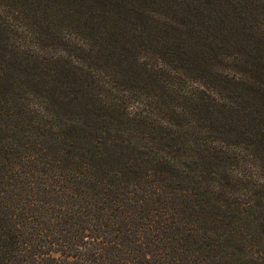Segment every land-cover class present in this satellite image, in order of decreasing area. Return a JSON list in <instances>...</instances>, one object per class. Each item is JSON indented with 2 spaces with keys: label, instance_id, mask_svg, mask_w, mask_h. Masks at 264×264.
<instances>
[{
  "label": "trees",
  "instance_id": "1",
  "mask_svg": "<svg viewBox=\"0 0 264 264\" xmlns=\"http://www.w3.org/2000/svg\"><path fill=\"white\" fill-rule=\"evenodd\" d=\"M75 1L0 10V264H264V74L249 71L258 81L213 68V56L197 52L215 33L208 32L206 10L197 8L191 24L164 30L175 34L162 53L183 73L134 60L105 84L82 67L88 54L61 53L80 42L66 31L83 14ZM125 21L114 25L119 40L127 34ZM80 23L84 15L76 26L94 40L91 25ZM244 25L248 33L264 22ZM262 36L264 30L256 32ZM46 42L51 46L42 54ZM244 48L257 51L256 64L264 55L254 45ZM95 53L107 56L100 48ZM201 72L234 95L235 86L250 96L251 127L242 130L228 97L215 104L205 85H197L199 99L180 88L186 75ZM146 86L186 92L194 111L168 120ZM234 129L251 164L241 149L235 157L230 145L216 142ZM232 161L240 172L229 168ZM247 173L253 182L246 186L240 180ZM239 184L246 189L242 199L234 194Z\"/></svg>",
  "mask_w": 264,
  "mask_h": 264
},
{
  "label": "rangeland",
  "instance_id": "2",
  "mask_svg": "<svg viewBox=\"0 0 264 264\" xmlns=\"http://www.w3.org/2000/svg\"><path fill=\"white\" fill-rule=\"evenodd\" d=\"M212 1L213 0H108L106 3L101 4L99 0H91L88 6L85 3L81 6L82 2L76 0L74 3L78 8L82 7L83 14L78 12V17H75V26L72 27L70 25L66 31L70 34L77 35L75 40L78 38L77 41L85 42L86 44L82 45L80 42H76L74 43V47L67 45L61 50V53L65 50L69 53V56L71 54L74 57L76 56L75 54L79 52L88 54L91 58L89 60L87 56V58L83 59L82 61L85 62V65L83 64L82 67L87 68L89 65L90 69L94 70L93 76L100 77L105 84L109 81L108 75H112L115 71L123 72L124 70H130L132 61L133 63L138 61L151 67L157 65L164 72L172 71L177 75L179 72L183 73L185 70L181 69V67H177L172 59L166 58L164 53H162V51L166 49V43L169 42V38L173 37L175 32L171 28L169 29L170 32L164 30L167 24L171 25V27L187 26L191 24L192 16L195 15H191L192 11L197 8H203L206 10L211 20L208 27H213V30L212 28H208V32L213 31L215 33L212 34V38L209 40H207L208 37H205L202 45L197 47V52L201 53L205 51L209 56H213L209 62L213 68L230 70V74L253 76L255 80L260 81V76L251 74L249 71L255 70L256 73L260 71V75L263 76L264 55L256 64V58L259 57L257 51L255 50L251 55L252 50L245 49L244 47L249 46L250 49V47L254 45L258 49H264V36L256 37V32L260 34V31L264 30L262 29L264 26L260 25L264 22L262 18L264 17V0H218L215 2L214 6ZM39 2L40 0H31L29 1V5H23L18 0H0V10L12 11L13 13L23 11L24 9L22 7L34 10L38 8ZM58 6L60 5L58 4ZM85 6L87 7L84 10L83 7ZM55 7L56 4L54 3L52 9H55ZM71 8L76 9V6H71ZM46 10L50 9L46 8ZM83 15L86 18V23H80L79 26L90 24L92 28H89L95 35L94 40L90 32L86 34L87 29L81 30L76 26ZM186 16L189 17V19L186 18ZM123 18L126 20L127 34L119 40L117 36L119 32L114 25L121 24L120 20L123 22ZM20 21L24 25L25 22H28L24 21V19ZM94 23L96 24L95 26H98L96 29L92 26ZM244 24L260 26L255 27V29L247 33ZM27 26L30 28L29 25ZM99 26H101V28H104V26L110 27V30L101 32ZM120 26H122V24ZM120 28L121 27H119V29ZM115 31H117V33L113 34ZM98 32L107 37L106 41L108 39L110 41L105 43L101 41L103 36L97 39ZM22 34L29 36V32L25 26L22 28ZM225 34L228 35V42L224 40ZM240 39L242 41L250 40L249 45L239 42ZM29 41L32 42V37H29ZM158 43H160L159 45L161 47H158ZM49 46H51L50 43L46 42V45L41 48V53L43 54V48L46 49V47L49 48ZM89 46L91 49H86ZM99 48L102 49L107 56L97 54L96 58L95 51H98ZM89 50L90 52H87ZM119 58H124L121 60V66L116 65V60ZM74 61L77 62L76 60ZM115 65L117 67H115ZM156 70L159 71V69ZM216 72L220 71H213L212 73ZM205 74L208 73L186 75L187 82L180 84V88L185 90L193 99H199L202 90L197 89V85H205L210 90L205 96H209L211 100H214L215 104H217L221 98L228 97L229 99H226V101L234 107V110L230 113L234 114L239 112L241 116L240 124L242 125V130L244 125L251 127L252 116L248 115L245 110V107L251 103L250 96L240 93L235 86L234 88H236L237 95H234L226 84L218 82L213 77ZM147 77V75L144 76V78ZM151 87L152 91L148 92ZM146 89L148 95L154 97L156 106H159L161 114L170 116L168 120L175 122L177 120L174 116L177 117L181 112L189 116L194 111L193 107L192 109L189 107L190 97L188 95L185 96L186 92H174L175 94H173L172 87L166 88L163 93H158L156 86H146ZM193 94H195L194 97ZM130 106L133 105L130 103ZM251 106L253 107L252 104ZM131 109L133 110V108ZM195 117L197 116L193 113V118ZM198 119H201L200 114L198 115ZM189 121L192 120L189 119ZM182 123L185 122L182 121ZM236 133L237 130L234 129L230 133L219 135L220 140L215 139L216 142L230 145L229 147H231V149L229 153L234 154L233 156L235 157L236 154H240L241 148L246 147L244 144L241 145L240 142H237L238 138ZM228 135H230L229 138L223 140V138ZM250 150L252 151L251 147ZM241 151L245 155L243 159H247L248 163L251 164L252 157L249 155V152H245L242 149ZM232 162L229 168H233L240 172V164L237 161ZM240 181L244 182V185L247 186L246 183H252L253 179H251L250 174L247 173V176ZM261 181L264 182V176H262ZM244 185L239 184L234 188L236 197L243 198L246 192ZM247 230V228L243 229V231Z\"/></svg>",
  "mask_w": 264,
  "mask_h": 264
}]
</instances>
